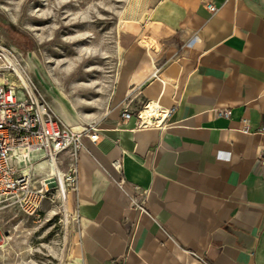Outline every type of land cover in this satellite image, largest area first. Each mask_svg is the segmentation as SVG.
<instances>
[{"label":"crops","instance_id":"0c3cea01","mask_svg":"<svg viewBox=\"0 0 264 264\" xmlns=\"http://www.w3.org/2000/svg\"><path fill=\"white\" fill-rule=\"evenodd\" d=\"M119 45L67 195V264H264V0H158L122 21ZM146 103L173 113L148 129L121 119Z\"/></svg>","mask_w":264,"mask_h":264},{"label":"rangeland","instance_id":"374dc122","mask_svg":"<svg viewBox=\"0 0 264 264\" xmlns=\"http://www.w3.org/2000/svg\"><path fill=\"white\" fill-rule=\"evenodd\" d=\"M131 1L0 0V55L11 53L16 59L14 66L1 57L0 77L10 75L8 84L34 90L68 126L95 125L113 89L120 25ZM133 1L139 17L158 0ZM47 85L73 109L74 126L54 111L61 98L51 95ZM66 158L68 165L69 154ZM49 177V164L43 163L34 178L39 185ZM65 207L57 185L49 189L34 223L16 208L1 207L0 264H67L73 220Z\"/></svg>","mask_w":264,"mask_h":264},{"label":"built area","instance_id":"2783aa9c","mask_svg":"<svg viewBox=\"0 0 264 264\" xmlns=\"http://www.w3.org/2000/svg\"><path fill=\"white\" fill-rule=\"evenodd\" d=\"M206 9L211 14L217 11L214 5H208ZM1 57L16 65L13 54L2 53ZM172 113V110L164 111L156 103H146L135 114L124 109L121 119L124 122L134 121L136 129H148L161 126ZM218 115L230 118L228 111H220ZM241 124L244 126L242 131L249 133L246 121ZM98 134L95 125L78 130L68 126L34 90L0 84V208H16L27 221L34 223L49 189L57 185L60 190L59 178L55 177L38 185L34 167L43 163L58 167L59 157L68 153L70 162L61 177L65 186L64 198L60 195L62 204H66L67 195L77 186L76 161L77 153L82 149V139L96 143ZM113 168L121 174L120 161H116ZM125 184L120 179L116 187L123 192ZM131 208L140 214H147L144 199L132 198Z\"/></svg>","mask_w":264,"mask_h":264},{"label":"bare ground","instance_id":"6f19581e","mask_svg":"<svg viewBox=\"0 0 264 264\" xmlns=\"http://www.w3.org/2000/svg\"><path fill=\"white\" fill-rule=\"evenodd\" d=\"M135 13H136V8H135V3L134 1L132 0L130 2V5L128 7V9L125 11V13L123 14L122 16V19H128V18H132L135 16ZM3 70L1 69V66H0V73L2 72ZM8 78L10 77L7 76ZM6 77V78H7ZM6 78H3V77H0V84H3V83H9L8 80ZM12 86H14L15 84L14 83H10ZM25 85V83H24ZM47 88V91L51 94V95H59L60 98H61V101H60V106L58 107H54V111L57 113V114H60L68 123L71 122V126H74L73 125V117H76L74 115L73 112V109L69 106V104L67 103V101L64 99V97L58 93L55 89H51L48 85L46 86ZM43 169V164H39L37 166L34 167V170L35 171H38V170H42ZM49 171H50V177H55V178H59V182H60V190H59V194L62 196V198H64V192H65V186L64 184L61 182V177H62V172L59 171V169L57 168L56 164H51L49 165ZM49 177V178H50ZM65 214L69 215L70 214V209L68 207V205L65 207ZM1 241V240H0ZM0 248H3V245H2V242H0Z\"/></svg>","mask_w":264,"mask_h":264}]
</instances>
